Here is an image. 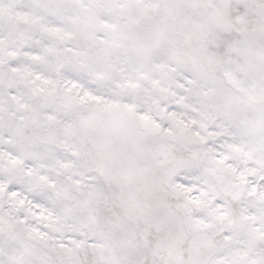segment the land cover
Segmentation results:
<instances>
[{
	"label": "snow or ice",
	"instance_id": "6c2138e0",
	"mask_svg": "<svg viewBox=\"0 0 264 264\" xmlns=\"http://www.w3.org/2000/svg\"><path fill=\"white\" fill-rule=\"evenodd\" d=\"M0 264H264V0H0Z\"/></svg>",
	"mask_w": 264,
	"mask_h": 264
}]
</instances>
